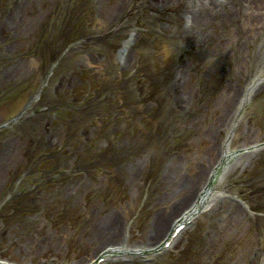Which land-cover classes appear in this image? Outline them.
<instances>
[{"label": "rangeland", "instance_id": "1", "mask_svg": "<svg viewBox=\"0 0 264 264\" xmlns=\"http://www.w3.org/2000/svg\"><path fill=\"white\" fill-rule=\"evenodd\" d=\"M185 1L0 0L1 263L264 264L263 1Z\"/></svg>", "mask_w": 264, "mask_h": 264}, {"label": "bare ground", "instance_id": "2", "mask_svg": "<svg viewBox=\"0 0 264 264\" xmlns=\"http://www.w3.org/2000/svg\"><path fill=\"white\" fill-rule=\"evenodd\" d=\"M262 1H263L262 6L264 8V0H262ZM219 2L217 0H186L185 4L189 5L193 11H196L199 9H203L205 7L206 8L207 7H210V8L213 7L214 8ZM121 3H122L121 0H119V2H117V4L115 6H113V8H116L117 6H121ZM261 22H262L261 18L259 20H257V22L255 24L256 27L261 26ZM230 153H231V151L228 148V145L226 143L224 145V147L222 148L221 164H223L224 159L227 158L230 155ZM214 171L215 170L213 169L214 174L212 176H210V178L208 179L209 180L208 182H207V180H204V182L202 183V186L200 188L202 190L201 193L195 197L194 203H192V205L186 209L187 212H184V214H186V215L182 218V221H180L179 223L182 224L187 220V218L206 212V210H207L206 208L209 206L210 202L212 201L211 199L214 196L213 185H214L215 178L217 177V174L219 173V172L215 173ZM176 222L177 221H173L170 223V226L172 224H174L170 229L171 230L170 234L173 232V228L175 226H177ZM163 243L164 242H162L161 244H163ZM115 251H116V249L114 247H110V248H107V250L104 252H106L107 254L110 255V253L115 252ZM0 264H7V263H4V262L1 263L0 262Z\"/></svg>", "mask_w": 264, "mask_h": 264}, {"label": "water", "instance_id": "3", "mask_svg": "<svg viewBox=\"0 0 264 264\" xmlns=\"http://www.w3.org/2000/svg\"><path fill=\"white\" fill-rule=\"evenodd\" d=\"M219 166H220V165H218V166L215 168V171H216V172L218 171L217 169L219 168Z\"/></svg>", "mask_w": 264, "mask_h": 264}]
</instances>
